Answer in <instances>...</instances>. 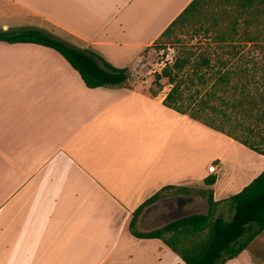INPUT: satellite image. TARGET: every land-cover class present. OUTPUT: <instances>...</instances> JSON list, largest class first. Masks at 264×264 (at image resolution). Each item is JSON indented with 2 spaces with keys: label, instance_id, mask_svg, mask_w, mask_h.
<instances>
[{
  "label": "crops",
  "instance_id": "1",
  "mask_svg": "<svg viewBox=\"0 0 264 264\" xmlns=\"http://www.w3.org/2000/svg\"><path fill=\"white\" fill-rule=\"evenodd\" d=\"M192 1L0 0V33L38 30L129 70L124 86L88 89L56 51L0 41V264H182L130 235L134 211L164 187L203 184L211 163V190L230 161L227 193L257 177L234 190L235 158L264 157L163 106L164 79L155 96L138 89L161 72L138 62ZM247 249L225 264H255Z\"/></svg>",
  "mask_w": 264,
  "mask_h": 264
},
{
  "label": "trees",
  "instance_id": "2",
  "mask_svg": "<svg viewBox=\"0 0 264 264\" xmlns=\"http://www.w3.org/2000/svg\"><path fill=\"white\" fill-rule=\"evenodd\" d=\"M212 11L203 29L208 46L196 68L182 77L186 59H176L154 74L153 84L166 79L170 90L162 104L188 116L246 149L264 157V0H193L165 30L188 23L203 8ZM8 44H35L56 51L78 73L88 89L124 86L128 69H117L94 52L77 49L38 30L0 33ZM195 89L184 97V92ZM152 96L156 92L151 93ZM216 176L204 179L207 211L174 220L147 233L135 228L145 208L166 192L190 195L187 187L167 186L141 204L128 226L136 239L160 240L182 264H225L237 258L264 231V170L235 195L215 201Z\"/></svg>",
  "mask_w": 264,
  "mask_h": 264
},
{
  "label": "rangeland",
  "instance_id": "3",
  "mask_svg": "<svg viewBox=\"0 0 264 264\" xmlns=\"http://www.w3.org/2000/svg\"><path fill=\"white\" fill-rule=\"evenodd\" d=\"M218 9H220V7L203 8L199 14L190 19L188 23L175 27L171 38L161 39L156 42L155 49H152L143 55V57L138 62V67L142 70L150 69L152 71H161L165 64L171 65L175 59H186L188 64L184 68L182 77L184 79H188L192 71L197 66L200 52L204 51V49L207 47H212L211 45H207V41L204 40L206 38L205 34L203 33V29L199 31L198 27L203 25L204 22H207L212 11H218ZM152 76L154 77V74H152ZM163 81L167 85V80L164 79ZM138 89L142 92H148L149 94L158 90V88L154 86L153 83L150 87L138 86ZM195 89L199 88L191 87L190 91H185L184 97H187L189 94L193 93ZM230 156L232 155L230 154ZM235 161L238 163L240 162V170L244 171V174L237 180L238 183L236 182L234 190L240 188L241 184H244L246 180H250L257 174L259 175L264 169V160H259L254 158V156H248L246 158L244 156L240 157L239 155L237 159L235 158ZM238 170L239 168L235 167V162L234 164H232L231 161L227 163L226 167L220 173V176L222 175L223 178L222 184L220 185V188L218 187L215 190L212 189L213 194L220 195V192L223 194L226 193L224 195H220L219 197L228 194H231L230 196H232V194H237L227 192L228 190L232 189V187H230V183H232L233 173L234 171ZM204 188L205 187L202 183H197L196 186L189 187L190 195L188 196L177 194L173 190L166 192L155 203L148 206V208L150 207V209L154 211L152 219L147 222L141 220L139 225L137 224L136 226L135 224V228L141 232L147 233L148 231L161 228L165 224L184 216L206 213V198L205 196L199 195V192L205 190ZM181 208H183V210H181ZM263 239L264 232H262V236L258 240L253 241L247 249V251L254 253H252L251 258L255 264H264Z\"/></svg>",
  "mask_w": 264,
  "mask_h": 264
},
{
  "label": "built area",
  "instance_id": "4",
  "mask_svg": "<svg viewBox=\"0 0 264 264\" xmlns=\"http://www.w3.org/2000/svg\"><path fill=\"white\" fill-rule=\"evenodd\" d=\"M207 171H208V174H210V175L215 174V172H216V165H215L214 163H211V164L208 166Z\"/></svg>",
  "mask_w": 264,
  "mask_h": 264
}]
</instances>
